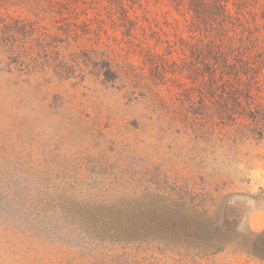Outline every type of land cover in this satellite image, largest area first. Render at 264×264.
<instances>
[{"label":"rangeland","instance_id":"obj_1","mask_svg":"<svg viewBox=\"0 0 264 264\" xmlns=\"http://www.w3.org/2000/svg\"><path fill=\"white\" fill-rule=\"evenodd\" d=\"M146 192L264 230V0H0V264H264L55 209Z\"/></svg>","mask_w":264,"mask_h":264},{"label":"trees","instance_id":"obj_2","mask_svg":"<svg viewBox=\"0 0 264 264\" xmlns=\"http://www.w3.org/2000/svg\"><path fill=\"white\" fill-rule=\"evenodd\" d=\"M56 204V203H55ZM227 202L207 213L184 193L146 192L112 202H89L61 196L56 212L86 236L109 243L135 245L155 242L167 246L222 250L226 244L264 262V230L231 226ZM236 231V232H235Z\"/></svg>","mask_w":264,"mask_h":264}]
</instances>
